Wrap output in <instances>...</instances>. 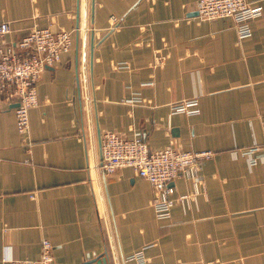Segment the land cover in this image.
<instances>
[{
  "label": "crops",
  "instance_id": "crops-1",
  "mask_svg": "<svg viewBox=\"0 0 264 264\" xmlns=\"http://www.w3.org/2000/svg\"><path fill=\"white\" fill-rule=\"evenodd\" d=\"M199 0H0L15 44L34 27L73 32V48L48 67L30 111L27 146L16 104L0 96V264H264V0L241 40L231 18L201 21ZM94 35V50L91 36ZM196 99L200 113L172 112ZM106 131L152 150L212 151L196 200L169 219L132 168L106 175ZM258 164L241 155L253 146ZM178 194L194 192L179 178Z\"/></svg>",
  "mask_w": 264,
  "mask_h": 264
},
{
  "label": "built area",
  "instance_id": "built-area-1",
  "mask_svg": "<svg viewBox=\"0 0 264 264\" xmlns=\"http://www.w3.org/2000/svg\"><path fill=\"white\" fill-rule=\"evenodd\" d=\"M196 10L201 21L233 19L241 40L251 36L250 22L263 14L261 5H251L248 0H199ZM11 32L9 23L0 24V96L16 104L17 130L30 147V111L39 105L38 82L48 67L60 63L71 52L73 32L34 27L15 44L7 41ZM172 112L198 115L199 103L196 99L179 102L173 104ZM101 144L106 175H113L121 168H132L138 177L152 185L155 191L152 204L159 219H169L178 201L196 200L200 165L214 156L212 151L194 152L177 147L152 150L142 138H127L113 131L103 133ZM260 149L256 145L240 152L255 166ZM179 178L190 179L194 192L178 194L174 184ZM131 258L136 264H149L143 251ZM53 261V245L44 239L37 260L6 259L4 264H52Z\"/></svg>",
  "mask_w": 264,
  "mask_h": 264
},
{
  "label": "water",
  "instance_id": "water-1",
  "mask_svg": "<svg viewBox=\"0 0 264 264\" xmlns=\"http://www.w3.org/2000/svg\"><path fill=\"white\" fill-rule=\"evenodd\" d=\"M197 15H198V13H197ZM94 47H95V43H94V35L92 34V36H91V49L94 50ZM15 107H16V106H15ZM104 261H105V260H104ZM104 261L102 262V261L99 260V259H95V260H93V261L90 262V263L103 264Z\"/></svg>",
  "mask_w": 264,
  "mask_h": 264
}]
</instances>
